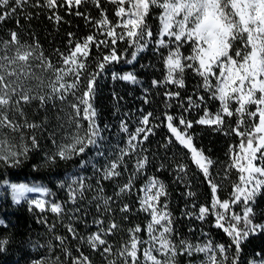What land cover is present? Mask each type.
Wrapping results in <instances>:
<instances>
[{
  "label": "snow or ice",
  "instance_id": "6c2138e0",
  "mask_svg": "<svg viewBox=\"0 0 264 264\" xmlns=\"http://www.w3.org/2000/svg\"><path fill=\"white\" fill-rule=\"evenodd\" d=\"M105 4L114 6L112 17ZM89 5L98 10V16L87 10ZM27 8L42 10L57 29L71 23L62 12L80 17L89 34L80 37L68 32L65 50L55 48L56 59H52L35 33H25L30 39L21 35L24 26L19 15L23 13L30 25L42 14L34 16ZM9 21L20 31L10 30L8 38L0 37V168L9 163L21 166L41 148L40 140L47 132L55 150L46 153V165L80 158L81 167L91 164L102 180L116 184L113 194L107 195L100 179L95 186L83 176L61 182L73 208L56 200H28L41 214L50 212L60 222L69 221L64 225L66 235L53 236L60 255L32 264H95L92 254L101 258V264H264V247L258 260L246 262L242 254L245 241L264 236V0H0V24ZM145 50L154 52L160 67L142 63L140 69L153 75L159 70L160 76L143 87L142 104L151 106L155 89V95L165 97L163 110L139 108L134 130L125 112L119 130L126 134V143L111 157L107 135L111 125L101 122L98 105L100 82L110 74L117 83L143 84L134 62ZM117 65H132L133 70ZM188 77L195 82L191 94H187ZM111 95L116 115L123 97L115 90ZM33 106L42 113L39 121L26 110ZM173 108L176 111L170 112ZM197 126L239 138L228 146L229 160L220 179L210 150L194 143L199 138ZM161 127L170 133L161 147L172 152L167 163L175 165L174 182L187 189L181 217L189 218L193 239L177 227L179 218L170 208L168 185L158 176L145 175L156 155L148 153L145 141ZM94 149L95 157H91ZM99 157L106 163L101 165ZM162 169L164 163L156 170ZM125 173L127 179L120 183L117 178ZM190 173L202 174L207 194L192 190ZM225 180L230 188L227 198ZM10 188L17 203L27 193L52 195L47 187L26 183H12ZM88 191L94 192L88 201L95 204L94 213L82 212L80 206ZM201 195L204 203H198ZM139 214H145L144 226L132 220ZM84 216H90V221ZM194 221L200 222L196 228L191 226ZM39 222L47 224L50 232L56 229L46 215ZM205 225L230 239L216 241ZM52 248L49 244V251Z\"/></svg>",
  "mask_w": 264,
  "mask_h": 264
},
{
  "label": "trees",
  "instance_id": "16d2710c",
  "mask_svg": "<svg viewBox=\"0 0 264 264\" xmlns=\"http://www.w3.org/2000/svg\"><path fill=\"white\" fill-rule=\"evenodd\" d=\"M108 8V15L112 17L114 14V6L111 4H105ZM83 10V9H82ZM91 12L92 16H98V10L93 8L91 5L87 8ZM26 11H31L34 16L35 13L41 12L40 9L27 8ZM66 20H70V24H61L57 29V26L50 22L46 15L43 13L39 15V18H34L30 25L29 22L23 18V13L19 15L21 24H23L24 29L21 35L25 39H30V35H25V33H35L36 38L42 45L43 50L46 55H50L52 59H56L54 55V49L60 48L65 50L67 42V33L76 32L80 37L89 34V29L85 27V23L82 18L69 16L65 13ZM10 30L20 31V28L16 26L12 21L7 24H0V37L8 38L7 33ZM154 47V45H150ZM94 51V50H93ZM130 58V57H129ZM142 63H155L157 69L160 67V61L157 60L156 55L152 51L145 50L140 53L135 64L136 70H138L139 78L143 81V84L132 85L124 81L117 83L113 81L110 74H105L104 79L101 80V92L98 97V105L101 111V122L108 123L111 128L108 135V141L111 142L112 152L111 157L116 154L117 147H124L126 143V134L121 133L119 130L120 119L125 112L129 113V117L125 118L129 123L130 128L134 130L135 119L138 116L137 110L141 107L145 111H161L163 110L162 100L165 99L163 95H155V89H153L152 104L144 105L142 104V97L144 95L143 87L150 82L151 79L159 77L160 71L156 70L155 75L152 72L140 69V64ZM118 69L133 70L132 65H117ZM115 70V69H114ZM194 81L188 77L186 78V86L188 87V93L191 94L192 86ZM117 91L120 96L123 97L119 101L120 113L113 115V104L115 103L112 98V91ZM163 89L161 90V93ZM219 102L213 105V108L218 106ZM35 106L33 108L26 109L29 112L31 118L36 121L42 119V113L35 111ZM170 112H175L176 109L173 108L169 110ZM34 113V114H33ZM198 118V117H193ZM196 131L199 133L198 140L194 141L199 147L206 150H210L211 158L217 161L215 166L216 171L219 173L217 179L224 176V167L227 165L229 157L226 155L228 151V146L230 143L236 144L239 142V138L235 135L229 137L220 133L206 130V126H197ZM170 136L167 132L166 127H161L156 130V135L150 137V141H145V146L148 148V153H155V157L152 159V166L146 169L145 175L158 176L162 181L168 185V190L170 192V208L174 215L179 218L177 227L180 232L185 236L193 239V234L188 232L189 218L181 217V211L184 208L185 200L184 194L186 192V186L183 183L174 182L175 176L172 174V169L175 165L169 166L167 163V158L172 156L171 151H166L161 147L165 143V137ZM43 137L40 140L41 148L37 150L36 153L30 155V157L23 162L19 167H13L9 163L7 168H0V241L5 243L0 245V264H32L34 260H44L45 258L53 259L54 254L60 255L59 248L55 247L58 243L53 239L54 235H66L67 231L64 227L69 221L64 219L62 222L58 221L55 214L46 212L41 214L38 209H34V206L28 204L27 196L25 199L17 203L12 196L10 185L12 183H26L30 187L34 185L47 187L52 193L51 196H43L45 200H56L59 203L65 204L66 208H73L75 205L67 203L68 189L67 187L61 188V182L68 181L71 179L83 176L86 178V183H91L93 186L96 185V180L100 179L101 184L105 188V193L107 195H112L116 184L113 181H104L101 179V174H97L92 168L91 164H85L81 167V159L74 158L71 161L65 162L56 160L55 163L51 165H46V153L55 150V145L47 139V132L43 133ZM174 139V138H173ZM108 141L105 142L107 151ZM177 149L181 146L177 144ZM95 149L89 154L91 157H95ZM186 151V150H185ZM100 160V164L106 163L103 157L96 158ZM95 163V159L93 160ZM135 163V159L129 161L130 167ZM165 164V169L157 172V167L161 164ZM192 172L196 171L195 165L191 163L190 160L187 161ZM99 167V165H98ZM127 179V173L123 177L117 178L120 183H123ZM190 179L194 181L192 190L196 191L198 194H207L209 188L204 181L202 174H198L193 177L190 173ZM232 179H236L235 170H232ZM7 180L8 183L4 184L3 181ZM224 197L227 198L230 188L228 187L227 180L224 181ZM139 186V185H138ZM27 194H39V193H27ZM26 194V195H27ZM40 195V194H39ZM94 192H86V199L81 202L80 206L83 211H88L89 213L95 212V204H89L88 201L91 200ZM135 200V197H132ZM127 202V201H126ZM204 195H201L198 203H204ZM120 201H117L119 204ZM261 204L264 205V199L261 200ZM34 209V210H33ZM42 215L48 217L49 223H55L56 229L54 232H50L47 224L40 223ZM75 215H81V213H76ZM119 218V216H117ZM84 220L90 221V216H84ZM133 222H138L141 226H144L146 222L145 214H139L138 217L132 218ZM199 221L192 222L191 226L196 228L199 225ZM78 228L84 231L83 225L78 224ZM91 229H89L90 231ZM205 231L211 230L214 234L213 239L218 242H227L230 238L227 237L222 231H217L215 228L209 229L208 225L204 226ZM199 235V232L196 233ZM203 240V238H201ZM113 243H116L114 240ZM49 244L53 245L51 251H49ZM82 250L85 254H90L89 249L86 245H82ZM264 247V236H259V238H250L249 241H245V247L242 250L244 260L251 261L253 258H260L261 248ZM63 259V256H61ZM92 259L95 264H101V258L98 255L92 254ZM198 264V261H197Z\"/></svg>",
  "mask_w": 264,
  "mask_h": 264
},
{
  "label": "rangeland",
  "instance_id": "374dc122",
  "mask_svg": "<svg viewBox=\"0 0 264 264\" xmlns=\"http://www.w3.org/2000/svg\"><path fill=\"white\" fill-rule=\"evenodd\" d=\"M28 199H37V198H40V199H45L41 194H27L26 195ZM255 259H259V258H255Z\"/></svg>",
  "mask_w": 264,
  "mask_h": 264
}]
</instances>
